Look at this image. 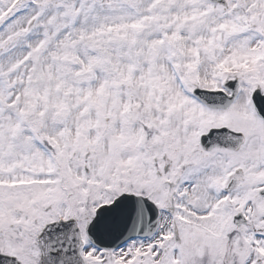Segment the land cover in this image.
<instances>
[{
	"label": "snow or ice",
	"instance_id": "1",
	"mask_svg": "<svg viewBox=\"0 0 264 264\" xmlns=\"http://www.w3.org/2000/svg\"><path fill=\"white\" fill-rule=\"evenodd\" d=\"M0 264H264V0H0Z\"/></svg>",
	"mask_w": 264,
	"mask_h": 264
}]
</instances>
